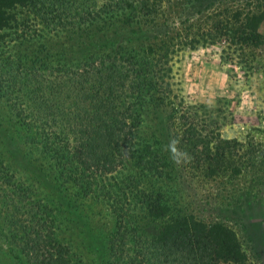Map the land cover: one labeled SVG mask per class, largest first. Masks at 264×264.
I'll return each instance as SVG.
<instances>
[{
  "label": "trees",
  "instance_id": "1",
  "mask_svg": "<svg viewBox=\"0 0 264 264\" xmlns=\"http://www.w3.org/2000/svg\"><path fill=\"white\" fill-rule=\"evenodd\" d=\"M16 6L26 7L43 28L75 35L67 50L77 49L78 56L64 57L65 47L33 50L24 73L19 64L1 60L0 84L11 110L27 122V139L37 140L53 162L63 205L76 201L79 216L72 221L79 234L88 217L78 200L102 207L101 238L86 241L101 240L104 264H244L233 232L183 206L178 175L186 164L173 163L164 150L175 137L205 177L240 172L226 167L228 144L235 141L220 138L219 114L207 122L206 112L215 111L184 106L170 83L175 47L219 43L230 22L199 25L198 36L187 38L188 31L181 36L168 27L175 2L0 0V31ZM232 19L239 40L227 37L238 49L263 43L258 28L264 10H236ZM28 173L25 182L0 159V222L10 249L28 264H84V254L74 262L71 246L60 240L58 223L64 219L36 193ZM70 186L73 197L65 199Z\"/></svg>",
  "mask_w": 264,
  "mask_h": 264
},
{
  "label": "rangeland",
  "instance_id": "2",
  "mask_svg": "<svg viewBox=\"0 0 264 264\" xmlns=\"http://www.w3.org/2000/svg\"><path fill=\"white\" fill-rule=\"evenodd\" d=\"M154 1L175 2L176 13L170 16L168 27L173 31L175 27L181 36H186L188 31L187 38L194 34L198 36L199 25L204 27L217 19L230 22L225 26L227 33L221 36L219 43L201 42L195 47L184 43L175 47L169 63L170 83L184 106L201 105L204 109L215 111L212 115L206 112L207 122L219 114L220 138L235 141L228 144L230 152L224 160L226 167L239 168L240 172L234 174L233 171H226L222 175L205 177L189 161L178 175L181 181L180 200L189 213L205 223L233 232L243 251L244 264H264V22L258 28L263 43L257 46L238 49L232 43L234 40L229 41L227 37L232 35L235 42L239 40L238 34H232L237 24L232 19L234 11L248 13L264 10V0ZM11 12V21L0 31V61L8 58L10 62L19 64L20 72L24 73L29 60L27 57L33 50L39 52L50 48L61 52L65 47L64 57L78 56L73 55L77 49L67 50L73 47L71 38L75 36L70 30L43 28L23 6H16ZM216 12H221V15ZM45 42L48 47L43 46ZM52 42L60 43L62 47L51 46ZM183 42H188V39L184 37ZM1 86L2 165L25 182L27 172L32 170L28 176L35 184L36 193L54 206L57 219H64L59 221L57 233L62 242L71 246L75 253L74 262L84 254V264H104L101 240L90 243L95 245L93 248L86 241L90 236L101 238L103 232L100 225L105 224V219H101L97 213H101L102 207L86 199L78 200L82 205L81 214L88 217V225L83 226L79 234L78 223L72 221L79 216V208L74 205L76 201L63 205V185L56 176L53 162L39 148L37 140L30 142L27 139V122L11 110ZM70 190L71 186L64 195L65 199L73 197ZM7 233L0 222V264H28L23 254L10 249Z\"/></svg>",
  "mask_w": 264,
  "mask_h": 264
},
{
  "label": "clouds",
  "instance_id": "3",
  "mask_svg": "<svg viewBox=\"0 0 264 264\" xmlns=\"http://www.w3.org/2000/svg\"><path fill=\"white\" fill-rule=\"evenodd\" d=\"M180 141L178 138H172L164 146V150L168 152L170 159L173 163L181 165L190 161V154L180 148Z\"/></svg>",
  "mask_w": 264,
  "mask_h": 264
}]
</instances>
